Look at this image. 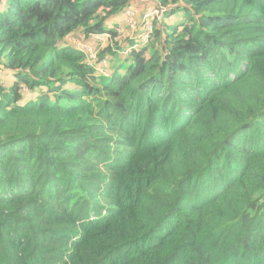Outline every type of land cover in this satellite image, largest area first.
<instances>
[{
    "label": "trees",
    "instance_id": "obj_1",
    "mask_svg": "<svg viewBox=\"0 0 264 264\" xmlns=\"http://www.w3.org/2000/svg\"><path fill=\"white\" fill-rule=\"evenodd\" d=\"M0 1V264H264V0H157L109 77L63 41L133 0Z\"/></svg>",
    "mask_w": 264,
    "mask_h": 264
},
{
    "label": "built area",
    "instance_id": "obj_2",
    "mask_svg": "<svg viewBox=\"0 0 264 264\" xmlns=\"http://www.w3.org/2000/svg\"><path fill=\"white\" fill-rule=\"evenodd\" d=\"M145 1L133 0L122 11L115 26L111 28L114 32L86 33L83 29H77L64 38L63 44L82 52L86 64L94 70L95 75L111 76L113 70L112 56L105 49L112 48L114 41L121 43L120 35L132 40L131 46H125V49L121 53L119 52L121 55H129L133 50H138L150 41L156 24L164 20V17L173 7L158 3L156 0L152 6L140 10L138 4ZM127 32H129L128 36L125 35ZM117 34L118 36L114 37ZM115 52L117 51L115 50ZM21 92L23 94L30 93V89L23 86Z\"/></svg>",
    "mask_w": 264,
    "mask_h": 264
},
{
    "label": "rangeland",
    "instance_id": "obj_3",
    "mask_svg": "<svg viewBox=\"0 0 264 264\" xmlns=\"http://www.w3.org/2000/svg\"><path fill=\"white\" fill-rule=\"evenodd\" d=\"M149 1L150 0H146L145 2H143V3H141L142 5H147V3H149ZM159 3V2H158ZM0 4H1V1H0ZM158 5V4H157ZM168 5H171V4H168ZM178 15H176V14H172V15H170L169 14V12L167 13V15L164 17V20H162V21H164V22H166V23H168V24H170V25H173V24H177V20L175 21V18L177 17ZM161 21V22H162ZM160 23V22H159ZM158 24V23H157ZM156 24V25H157ZM128 34H129V32H127V33H125V35L126 36H128ZM118 36V34L117 35H115L114 37H117ZM113 37V38H114ZM119 38H120V40H121V43H119V42H117V41H114V43H113V46H112V48L111 47H108V48H106L105 49V51L108 53V54H110V52H113V53H117V55H121L120 53H121V51H123L124 49H125V46H127V47H129V46H131V39H128V38H124V36H120L119 35ZM115 50L117 51V52H115ZM120 52V53H119ZM122 57L123 58H128L129 57V55H122ZM114 64V63H113ZM24 95H26V96H28L29 95V92H27L26 94H24ZM106 212V211H105Z\"/></svg>",
    "mask_w": 264,
    "mask_h": 264
},
{
    "label": "crops",
    "instance_id": "obj_4",
    "mask_svg": "<svg viewBox=\"0 0 264 264\" xmlns=\"http://www.w3.org/2000/svg\"><path fill=\"white\" fill-rule=\"evenodd\" d=\"M156 0H150L149 1V3H147V5H142L141 3L140 4H138V7H139V9L140 10H144V9H146L148 6H152L153 4H154V2H155ZM158 2V1H157ZM118 19H119V17L118 18H116L115 20H114V22H115V24L117 23V21H118ZM0 76H1V78L3 79V81H5V84L6 85H8V83H10L11 82V79H10V77H9V80H8V78L7 77H5V76H7V73H1L0 72ZM7 78V79H6ZM12 81H13V78H12ZM36 95H38V91H30V93H29V97H33V96H36Z\"/></svg>",
    "mask_w": 264,
    "mask_h": 264
}]
</instances>
